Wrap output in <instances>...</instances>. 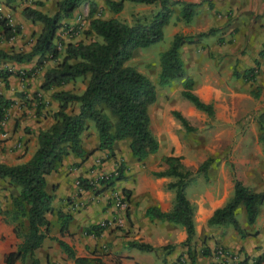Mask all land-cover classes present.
<instances>
[{"label": "trees", "instance_id": "obj_1", "mask_svg": "<svg viewBox=\"0 0 264 264\" xmlns=\"http://www.w3.org/2000/svg\"><path fill=\"white\" fill-rule=\"evenodd\" d=\"M12 1L14 0H4V3L9 6ZM123 1L125 0H104V4L110 12L117 13L122 9ZM127 1L154 4L156 7L150 20L147 23L136 21L129 25L115 18H101L97 15L98 7L93 0H55V10L48 14L37 8L42 5V2L34 0L35 7L27 5L20 10L24 19L32 24L40 25L38 32L31 36L29 49L26 51L0 49V62L25 63L36 58L34 67L23 75L0 69V79L4 86L7 85L8 76L29 77L47 60H52L55 64L43 72L39 84L40 90L60 87L79 77L86 78L80 93L70 90H53L49 93L50 98L57 102V109L50 113L52 123L38 130L36 148L26 161L13 165L0 163V179H5L9 185L17 188V193L9 196L7 208H0V217L4 223L12 225L13 233L20 239L15 249L4 255V264H14L16 261L20 264H39L34 252L47 237L46 214L55 213L60 231L66 230L71 217L61 210L52 211V195L45 190V176L56 171L68 155L79 161L87 157L89 152H86L81 145V135L87 125H92L96 132L98 141L96 149L107 151V157L113 155V143L122 139L128 140L130 155L138 161L156 152L158 148V143L149 129L147 113L148 105L156 98L154 86L146 76L124 63L136 48L148 46L162 38V27L168 22L173 12V5H179L181 18L189 22L197 3L180 0ZM83 2L87 5V32L93 33L99 37V40L86 43L81 41L63 43V40L56 35V31L65 27L62 21L70 18L74 9ZM0 29L4 39L20 31L18 26H12L2 18H0ZM213 31V28H209L196 33L195 36L174 33L169 47L159 57L158 83L166 85L173 79L180 80L179 95L207 116H212L213 106L211 103L202 101L193 92V80L184 73L182 61L179 58V48L185 43L193 42V37L206 36ZM61 44L64 45L60 54L58 45ZM258 55H264V42ZM254 66H257V60H254ZM252 71L253 68L245 69L242 74L233 71V75L248 78L247 73ZM70 103L77 105V110L73 113L66 111ZM11 104L12 100L4 97L0 92V122L4 120L6 109ZM171 115L186 131L193 130L179 111L172 110ZM257 122L258 139L264 153L262 115L258 117ZM178 159V157L166 156L163 158L166 168L152 172L155 177L174 178L173 181L166 183V188L174 192L171 209L161 213L150 207L146 210V214L183 226L186 239L182 244L188 245L194 234L193 207L186 199L184 189L193 179V175L181 166ZM208 161L209 159L203 161L197 171H205ZM78 164L79 162L76 161L72 163L74 166ZM122 170V164L119 163L115 169L116 174L111 173L100 183H104V187L113 186L116 180L123 177ZM231 177L232 195L221 207L212 212L207 219V224L231 225L240 237H243L245 233L235 218V210L238 206H242L246 223L252 224L264 201V190L249 189L235 178L233 171H231ZM77 185L84 190L90 187L88 180L84 178H78ZM120 192L127 200V190L121 189ZM98 228V225H94L90 229L97 231ZM55 241L74 263L98 264L90 258L76 256L72 248L60 239ZM128 245L140 250H152L150 245L144 243L129 242ZM202 253L205 254V250H202ZM188 254L193 260L189 249Z\"/></svg>", "mask_w": 264, "mask_h": 264}, {"label": "crops", "instance_id": "obj_2", "mask_svg": "<svg viewBox=\"0 0 264 264\" xmlns=\"http://www.w3.org/2000/svg\"><path fill=\"white\" fill-rule=\"evenodd\" d=\"M39 1L42 2V5L37 6V8L44 12V7L48 1ZM93 1L96 2L99 12L102 8L99 0ZM180 1L204 2V0ZM210 2L222 8L223 12L219 15L216 14V18L222 21H226L230 14L234 16L238 13L243 14L246 5L256 7L258 4H263L261 0H210ZM27 5L34 6L31 0H14L9 6L4 3V0H0V18L6 19L10 25H17L19 30L23 31L27 26H32V23L20 14V10ZM243 5L245 6L243 7ZM81 7L86 13V3H80L74 9L72 16L62 22L69 23L72 21ZM105 7L103 9H106ZM263 7V5L259 6L261 9ZM54 10L55 7L51 13ZM206 21H208L207 18ZM59 30L60 28L56 31V35L63 39V31L59 32ZM31 35L32 32H19L8 39H4L0 29V49L26 51L31 45V42L29 43V40L32 41ZM24 41H28V43L25 45ZM227 46L193 44L182 45L179 48L182 49L184 73L193 80V92L204 102H210L211 99L210 96L202 95L209 90L208 83L217 85L216 80L211 82L204 80V78L208 76L217 77L218 75V68L215 67L217 61L212 62L208 59V51L211 49L214 51L213 53L216 52L218 59L226 58L225 62L229 58L233 60L234 50L227 48ZM61 52L62 50H60V54ZM225 52H228L225 56L220 57L218 55V53L223 55ZM186 54H190V56L187 57ZM35 60H32L33 63L32 61L25 63L1 61L0 69L8 66L7 69L16 74H21L23 70H30L31 63L34 66ZM214 63L215 65L212 66ZM11 64H13L14 69L10 67ZM53 65L50 64L49 66L48 64V67ZM193 65L196 72L190 69ZM46 66L32 77L8 76L6 86L0 79L1 94L12 100V104L6 109L4 120L0 122V163L13 165L24 162L31 156L36 148L38 130L44 129L50 124L49 116L45 114V111L48 109L53 112L57 109V102L50 98L49 93L53 90L67 89L68 83L60 87H52L49 90L39 89L43 72L48 68ZM170 84L171 82L164 87L167 89ZM200 84L203 87H200ZM211 89L214 90L215 94L218 93L216 87H211ZM155 94L156 98L153 103L148 105L147 113L149 129L153 136H156L158 143L156 152L149 154L144 160L137 161L130 156L128 140L122 139L113 143V155L107 157V151L96 149L98 142L96 132L90 129L88 138L84 131L81 135L82 148L89 152L87 157L83 161H79V159L68 155L56 171L45 176V190L52 195V211L61 210L70 215L71 220L66 230L61 232L56 214L53 212L46 214L48 220L47 237L43 239L40 247L34 252L39 264H76L60 249L55 239H60L70 246L76 256L90 258L98 264H208L213 259V250L218 246L234 251L239 250L251 256L255 254L257 250L252 249L251 244L252 242H260V235L258 232L252 236L255 232L246 230V223L244 225L238 223L245 233L243 237H240L230 226L207 224V219L212 212L221 207L232 195L231 169L229 171L226 167L225 159L219 163L217 173H207L204 177H198V187L189 189L197 176L185 186L184 194L193 207L194 223V234L188 245L182 244L186 239L183 226L146 214V210L150 207L165 213L171 209L173 204L174 192L166 188V183L173 181L174 178L169 176L155 177L151 173L166 168L165 164L156 167L157 163H161L160 160L163 156L185 155L186 157L182 160L183 165L195 166V168L203 161L201 152L197 151L199 148L197 145L189 146L184 152H181L179 137L175 134L180 125L171 115V108L165 107L167 105L170 107L168 100H164L163 97L160 98L156 90ZM178 108L180 107L178 106ZM189 109L190 112H195L192 107ZM161 137H166L164 146L159 141ZM161 147L163 152H159ZM172 147L174 148L173 151H171ZM166 149L167 151H165ZM118 159L124 165L122 179L116 180L113 186H99L100 184L96 181L97 178L113 173L116 168L115 161ZM75 161L79 162L77 166L72 165ZM78 178H84L93 183L84 190L78 187L76 183ZM235 178L253 191L264 190V180L254 186L245 179L237 176ZM2 181L4 186L0 188V208L3 209L9 204V196L15 195L17 189L11 187L5 179ZM121 189L128 192V199H125L126 205L123 208L116 207L111 198L112 190L121 191ZM256 220L257 218L255 222ZM94 225L99 226L97 231L90 229ZM17 242L18 240L12 231V225H7L0 220V264H4V255L13 250ZM129 242L148 244L152 250H140L129 246ZM188 249L193 260L189 258ZM202 250H205L206 253L203 254ZM14 264H20V262L16 261Z\"/></svg>", "mask_w": 264, "mask_h": 264}, {"label": "rangeland", "instance_id": "obj_3", "mask_svg": "<svg viewBox=\"0 0 264 264\" xmlns=\"http://www.w3.org/2000/svg\"><path fill=\"white\" fill-rule=\"evenodd\" d=\"M47 1L48 3L44 7V12L51 14L55 0ZM261 1L263 4H258L256 6L257 8L255 6L249 7V5H246L243 14L238 13L235 16L231 14L228 15L226 21L216 18V14L219 15L223 10L221 7L215 6L210 0H204V2L197 3L193 9V14L189 22H185L181 18L179 14V5H173V12L168 19V22L162 27V38L148 46L136 48L132 52L130 58L124 63L127 66L135 68L138 72L146 76L153 84L154 89L158 92L159 97L168 100L170 107H168V105L165 107L171 108L170 113L172 110L179 111L187 119L190 126L193 127L192 131H186L178 122L180 127L176 130L175 134L179 137L178 140L181 146V152H184L189 146H199L197 151L201 152L203 161L209 159L206 170L197 171V168L203 161L195 168V166L191 167L183 165L182 160L186 157L185 155H167L178 157L181 166L189 170L193 175V178L197 176L194 183L190 186V190L199 186V182L197 181L198 177H204L207 173H217L219 163L223 159L226 161V167L229 171L230 169L233 171L235 177L237 176L245 179L246 181H249V184L254 186L256 183L259 184L264 180V153L258 139L257 122L260 115L264 118V55H258L264 42V7L262 8L263 11L259 8L260 5L264 6V0ZM98 2L100 3V6H102L98 12L99 17L115 18L118 21L125 22L129 25L136 21L147 23L156 7L154 4L134 3L125 0L123 1L122 9L117 13H112L105 7L104 0H99ZM31 3H33L32 0ZM103 6L106 9H103ZM244 6L245 5H243V7ZM203 13H205V16H203ZM205 17L208 21H206ZM63 25L65 27H63V29L60 28L59 30V32L63 31L64 34L63 39L60 37L63 40V43L76 41L86 43L92 40H99V37L93 33L87 32V11L85 13L84 8L82 9V7L78 9L75 18L72 21L64 23ZM36 26L38 27L36 28ZM39 26L38 23H34L32 26L29 25L23 29V31L20 30L19 32H32L31 36L33 37V34L38 32L40 28ZM209 28H213V33L199 38L193 37V42L185 43L183 46L193 44H205L206 46L228 45L227 48L234 50V59L231 60V58H229L226 62V58L218 59L216 57V52L213 53L214 51L211 49L208 51V59L212 62L217 61V66L215 67L218 68V75L217 77L208 76L204 78V80H209L211 82L216 80L217 85L214 86L213 83H208L210 87L209 90L204 94L201 92V94L211 97L210 102L208 103H211L213 106L212 116H207L205 113L198 110L196 111L187 100L179 95V90L181 89L180 80H171L170 87L167 89L164 87L165 85H160L158 83L159 57L160 54L169 47L174 32L185 36H195L196 33L206 31ZM30 42L31 41L29 40V43ZM55 42L58 44L56 40ZM26 43H28V41H24L25 45ZM63 45L64 44L58 45L59 51L62 50ZM181 50L182 49H179V58L183 61ZM227 53L228 52H225L223 55L218 53V55L222 57ZM192 55H195V53H192ZM185 56L188 57L190 54H186ZM32 60H35V57ZM254 60H257V66H254ZM48 61L49 60L45 61L44 64L36 69L29 77L37 75V71L44 68V66L47 65L46 67H48V64L50 66V64L53 65L55 63L52 60ZM32 63L30 68L34 67ZM214 65L215 63L212 64V66ZM7 67L8 66L3 67L2 69H7ZM10 67L14 69L13 64H11ZM248 68H253L252 72L247 73L248 78L236 77L233 75V71L242 74L243 71ZM190 69L191 71L194 70L196 72L194 65L193 67L191 66ZM26 71L23 70V73L20 75H23ZM196 80H198L197 77ZM85 82V77L76 78L74 81L67 84L66 90L80 93ZM201 85L202 84L199 86L203 87ZM211 87H216L218 93L215 94ZM178 106L180 108H178ZM189 107H192L195 112H190ZM76 110V103H70L66 107L68 113H73ZM49 112H51V110L47 109L45 114L49 116L48 121L51 124L52 118ZM90 129L94 130L92 125H87L84 130L87 138L89 137L88 135H90ZM154 137L156 139V136ZM161 138H159V141L164 146L166 144V137ZM173 147L171 148V151L174 150ZM160 151H164L162 147L159 149V152ZM165 151H167V149ZM164 157L166 156L161 158V163H157L156 167L165 164L163 161ZM131 158L135 159L132 156ZM115 162L116 167L121 163L122 169L124 168L120 159ZM2 180L3 179H0V188L4 186ZM96 181L100 184L99 186H104V183H100L101 179L97 178ZM89 184L90 186L92 185L91 183ZM235 218L237 222L242 225L246 223L242 206L237 208ZM256 218L257 220L256 222L254 221L255 223L253 222V225L246 223L245 227L246 230L248 229L251 230V232H255L253 235L251 234L252 236H255L258 232L260 235V242H252L251 244L252 249L257 250L252 256H264V204H261ZM0 220L2 221L1 217ZM227 226L231 227V225ZM15 238L18 240V242L15 243L16 247L20 239L19 237H16V235Z\"/></svg>", "mask_w": 264, "mask_h": 264}, {"label": "built area", "instance_id": "obj_4", "mask_svg": "<svg viewBox=\"0 0 264 264\" xmlns=\"http://www.w3.org/2000/svg\"><path fill=\"white\" fill-rule=\"evenodd\" d=\"M113 174H116V172L114 171ZM107 176L109 175H101L99 179H101V181L105 180L107 179ZM89 183L93 182L89 181ZM112 191V203L116 207L123 208L126 205L123 194L120 191ZM212 257V261H210L208 264H264V256H251L239 250H229L222 246L215 247Z\"/></svg>", "mask_w": 264, "mask_h": 264}]
</instances>
